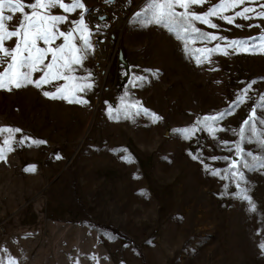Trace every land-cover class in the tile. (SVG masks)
I'll list each match as a JSON object with an SVG mask.
<instances>
[{
    "label": "rangeland",
    "instance_id": "rangeland-1",
    "mask_svg": "<svg viewBox=\"0 0 264 264\" xmlns=\"http://www.w3.org/2000/svg\"><path fill=\"white\" fill-rule=\"evenodd\" d=\"M81 2L83 10L55 9L53 14L66 15L69 21L82 15L91 29L93 50L82 66L73 65L72 73L75 77L91 73L88 82L93 87L75 93L87 103L43 95L79 81L0 89V128L21 130L14 134L11 150L5 149L0 158V261L264 264L259 247L264 243V168L259 166L264 150L255 138L248 143L239 135L250 110L264 103V54L227 48V55L220 50L198 54L201 63L192 54L262 35L264 20L238 18L235 24L243 27H236L212 18L215 29L196 22V27L226 41L186 37V48L167 28L138 21L136 13L148 0ZM218 2L194 8L204 12ZM5 14L14 15L6 23L15 28L22 14L7 10ZM71 27L59 25L61 31ZM14 43L15 38L6 46ZM62 43L60 38L52 46ZM73 43L83 47L82 40ZM40 75L35 73L33 79ZM251 81L256 83L250 99L233 104ZM65 95L71 98L72 93ZM223 112L232 114L213 124L223 131L213 133L198 123ZM256 126L264 132V125ZM183 129L194 131L186 137ZM7 135H0V147ZM245 136L251 133L246 131ZM236 144L261 161L237 157ZM233 161L244 173L243 181L232 176L237 171L229 170ZM243 161L255 163V169L245 168ZM31 167L35 171L26 170ZM242 190L255 203V211L242 198ZM101 225L114 227L127 238Z\"/></svg>",
    "mask_w": 264,
    "mask_h": 264
},
{
    "label": "snow or ice",
    "instance_id": "snow-or-ice-1",
    "mask_svg": "<svg viewBox=\"0 0 264 264\" xmlns=\"http://www.w3.org/2000/svg\"><path fill=\"white\" fill-rule=\"evenodd\" d=\"M209 3L210 0H148L147 6L143 11L136 13V17L138 21L142 20L145 26L155 24L167 28L178 39L185 42L186 48L188 39L202 42L226 41L225 37L205 32L196 27V22L215 29L218 28V25L213 23L212 18H218L236 27H243L235 24L238 18L243 20L254 18L264 20V3H261L260 0H219L218 3L211 4L204 12L195 11L194 6L203 7ZM242 5L243 7H241ZM25 8L30 9V13L25 12ZM84 8L85 5L81 0H72L70 4L65 3L64 0H35V2L28 4L23 3L22 0H0V66H3V71L0 72V89L11 91L13 88L19 89L29 85L41 88L43 85L57 80L79 81L71 86L65 84L58 87L55 93L44 91L43 95L50 99H66L69 103L86 104L87 101L76 96L75 93L85 92L93 87V84L88 82L91 79V73L86 77H75L72 73L75 71L73 65L82 66L83 60L93 50V45L90 43L91 29L85 24L82 15L79 20L69 21L66 15L53 14L55 9L62 10L64 13H74L76 10H83ZM237 8L240 10L235 11ZM6 10L9 13L15 14L19 12L22 14L15 28H12L10 23H6L14 19V15L5 14ZM229 11L233 14H224ZM62 23H70L74 27L67 31H61L59 25ZM248 27H261V25L249 24ZM77 33L79 34L78 37L75 35ZM14 38V46L11 48L7 47L6 42ZM60 38L63 39V43L53 47L52 45L55 41ZM74 39L82 40L83 47L73 43ZM41 43L47 47H41ZM227 48H232L236 52L243 50L249 54H264V34L244 40L233 39L226 41L224 49H221V46L217 44L216 47L211 49H196L192 54L197 57V63H201L198 54H211L220 50L227 55ZM49 56L51 57L50 60ZM207 58L205 56V59ZM46 60L48 61L47 63H45ZM35 73H41V75L33 79ZM255 83L256 81H251L245 88L241 89L242 94L233 101V104H243L246 98L250 99L248 93L252 90V86ZM66 91L72 93L71 98L65 95ZM261 101H264V95L261 96ZM257 108H264V103L258 104ZM257 108H252L249 115L242 121L239 135L241 140H246L248 143H252L253 138H255L258 146L264 150V138H261L264 136V132H261L256 126L257 122L264 125V112H258ZM231 114V112H223L217 116H207L203 120L198 121V123L213 133L217 130L223 131L224 129L214 128L213 124ZM154 119H159V117L154 116ZM20 131V129L8 127L0 128V135L8 134L3 141L4 147H0V158H3L5 149L11 150L14 134ZM182 131L187 137L194 130L183 129ZM246 131L251 133V137L245 136ZM22 142L18 141V143ZM33 143L39 145L45 142L33 141ZM235 152L237 157L242 158L247 155L252 157L254 162L261 161V157L254 156L251 151L245 152L239 144H236ZM60 158L59 155L56 156V159ZM193 158L196 159L195 156ZM225 159H228V157H225ZM243 166L254 170L256 164L243 161ZM259 166L264 168V161H261ZM231 169L237 170L231 172L232 176L237 180L243 181L245 179L244 173L239 171L237 161H233L230 164L229 170ZM26 170L35 171V168L31 167ZM212 174L220 175L219 172H213ZM242 198L251 205V211L256 210L255 203L252 202L251 197L244 193V190H242ZM259 247L264 252V243H261ZM0 264H3V261H0ZM8 264H16V261L9 259Z\"/></svg>",
    "mask_w": 264,
    "mask_h": 264
},
{
    "label": "trees",
    "instance_id": "trees-1",
    "mask_svg": "<svg viewBox=\"0 0 264 264\" xmlns=\"http://www.w3.org/2000/svg\"><path fill=\"white\" fill-rule=\"evenodd\" d=\"M101 226L103 229L108 230L111 234H113L115 236H121V237L127 238V237H125V235H123L119 230H117L114 227H110V226H106V225H101Z\"/></svg>",
    "mask_w": 264,
    "mask_h": 264
}]
</instances>
